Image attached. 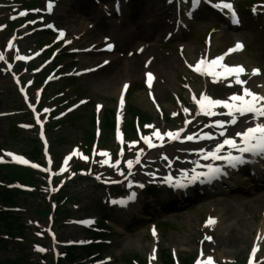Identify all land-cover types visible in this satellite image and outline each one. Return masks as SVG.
Returning a JSON list of instances; mask_svg holds the SVG:
<instances>
[{
    "label": "rangeland",
    "instance_id": "obj_1",
    "mask_svg": "<svg viewBox=\"0 0 264 264\" xmlns=\"http://www.w3.org/2000/svg\"><path fill=\"white\" fill-rule=\"evenodd\" d=\"M162 1L164 2H161L162 5L166 6L161 11L164 12L161 20L164 30L162 29L156 34V39L158 41L160 40V42L154 46L153 52L151 50L147 52L146 46L152 44L149 40L148 42L142 40L129 41L134 32L129 24L122 23L121 20L116 21L107 18L100 10H95L97 14H94L96 17L93 19L83 21L80 25H76V27H74L76 28L74 33L77 34L75 37H78L79 40L74 37L72 38L80 48L84 49L96 43L101 46L104 41L103 39L106 38L114 41L118 50L108 56L104 54L96 55L94 51L95 54H91L86 58V61L90 62V66H98L105 60L111 61L109 66L97 74L84 77L74 84H68L66 86L67 89L62 88L63 85L52 87L45 100V108L56 107V99L51 93L62 89L65 98L60 100L61 103L66 100L74 103L80 98H89L92 103L102 102L104 105L105 119V116L110 114L109 112L115 108L117 89L122 80H124L122 73L120 74L118 71L120 64L131 61L132 58L135 57V49L143 45L144 53L140 55V75L134 79L132 77L129 78L127 82L131 89L127 104L133 109V113L139 115L146 113L151 115L153 122L151 126L164 129V132L167 133V128L169 126L160 121L156 122L155 112L142 87L144 81L142 76L143 63L147 58L152 59L149 69L157 77V83L153 91L155 99L165 116L169 117L172 113L177 114V119L174 121L173 125L179 126L184 119L183 116L186 115L188 111H181L182 107L175 102L174 96L178 95L182 101L184 97H186V93L182 86L183 83H190L193 89L197 91L204 87V84L201 83L199 79L187 73L184 61L190 65H195L203 56L208 54L206 51L207 49L204 48L203 37L207 30L212 27L217 28L218 31H216L211 38L212 47H210L209 52L211 54L218 53L225 42L230 43V36H233L231 42L235 38L242 39L246 45V51L241 56L235 57L234 61L231 63H243L245 65L248 63L249 66L247 65L248 67H246L248 69L250 66L260 67L263 72L262 77L251 80L249 87L264 96V20L259 22L262 27L260 29L253 25L251 18L250 21L249 19L247 20L245 16V22L241 27L242 30L231 32L232 35L229 36L225 33L228 31H224V26L218 27V24L221 22L217 19V16L201 13L200 18H196L195 22L190 26V33H184L180 41H171L167 44L165 41L162 42V40L164 35L171 31L170 22H173L171 17L173 16V9L166 5V0ZM4 4L6 5L7 3L4 2ZM3 7L2 0H0V10H2ZM76 10L77 9L74 11L75 13ZM8 15L9 14H6L3 22L0 21V45H4L6 39L10 35L15 36L12 31L8 29L7 25H5ZM2 17L3 14L0 12V19ZM102 22L104 26L107 27V30L100 36L94 37L95 34H92L94 29L92 30L91 28ZM149 22L150 19H145L140 22L141 25L139 29L145 32L149 31L146 25ZM81 35H83V37H81ZM35 38L36 37L27 39L29 41L24 40L16 46H18L17 48H19L22 53H26V48L23 47V45L31 42L27 48L33 49L32 42ZM48 41L49 39H46L45 43ZM84 60V56H79L73 60L76 63L75 68L77 70L85 67ZM61 62L65 67V71H68L71 60L61 59L60 63ZM86 67H88V65H86ZM161 67L163 68V73L161 72ZM157 70L161 73L158 74ZM21 75L25 76V78L30 77L27 73H21ZM14 80L13 75L7 70V67L0 65V114L15 113L22 108L19 97L15 93L17 87ZM254 81L258 82L257 86L253 85ZM208 91L216 97L225 96V92L221 89L209 88ZM35 102L38 101L35 100ZM34 104L33 102V105ZM91 112L92 106L90 104L84 108H79L77 113L71 116L67 122L49 131L52 141L55 143L54 152L56 155L65 152L73 144L81 143L80 129H87L91 132ZM4 117H7V115ZM4 117L0 116V149L5 148L21 153L28 151L32 147L26 139L29 137V133L16 131L13 137L8 138L10 136L8 132L10 126L7 124V120H5ZM9 118H12L10 121H13V124L21 123L22 121L19 117L16 118L14 114ZM126 119L129 120L128 115ZM51 122L52 121H50V124ZM104 144V147L110 148L113 142L109 140ZM180 150L182 151V149ZM164 151L165 150H156L155 152L157 153L153 156V159L160 157L162 155L161 152ZM165 153L168 157H173L174 161H176V158L179 156L177 150L174 148L168 149ZM153 162L157 161H152L151 163ZM97 165L98 164L95 166ZM17 170L22 171L20 169ZM134 170L140 174L142 172V169L137 165L134 166ZM0 174H3V172H0ZM118 176L119 175H116L115 177ZM145 177L148 178L145 179V184L151 183L149 175ZM93 186V183L89 180H76V183L70 185L65 191V197H67L68 200L65 198L62 204L64 202L68 204V201L77 204L74 211L69 213L71 216H77L78 218L92 217L95 219L93 221L94 223L99 222L103 217V221L99 222L100 225L104 228H109V235L107 236L109 242L103 248L102 253L105 264H129L127 261H124V259L137 256L138 261H141L150 259L153 255V261L151 260L152 264H159L157 260L158 249L159 251L168 249L172 254L175 256L177 255L179 259H198L205 255L212 260L207 262H213L214 264H246L247 255L254 245H256V239L260 231L262 232V241L258 247L256 264H259L264 259V190L256 193L250 191V193L231 194L229 193V189L226 188L224 191L225 193L220 196L206 198L200 202L191 203L184 209L172 210L166 213H160L162 208L156 203L157 198L154 202L149 201L150 196L154 193V190H151V192L146 193L143 200L140 199L141 208L144 207L143 213L141 214V221L143 223H141L135 218L125 217L126 215L107 213L101 216L100 211L103 208V201L105 199H110L111 195L109 192L95 189ZM242 186L244 185L242 184ZM252 188L254 189L253 186ZM18 197L19 200L17 205L21 208L19 213L21 220L18 223L26 224L29 227V233L24 235V241H20L17 239L18 236L16 231L12 232V238L7 239V231L5 229L1 230L0 239H7V245L0 249V261L21 257L23 255L21 251L30 254V260L35 261L36 255L34 254L40 249L35 243H42L41 238H39L40 242L37 241L35 239V234L32 232V227L37 230L36 226L38 225L30 222V220L38 219L42 221L41 224L46 225V222L43 221L44 217L37 214L43 211L45 206H40L36 199H29L24 195H19ZM199 199H201V197H199ZM67 207L71 208L72 205L69 204ZM76 209L78 210L75 211ZM104 209H107V207H104ZM137 210L140 211L139 208ZM115 218H119V220H114ZM216 218L218 220L217 224L214 223ZM161 222H165L168 228L161 229ZM155 224L158 230L153 232V225ZM54 227H56V229H54V237L49 246L50 250H55L57 247L59 248L71 243L83 245L87 239L92 237V235H83V229L79 226V223L68 225V223L63 224L61 222ZM223 231L224 233H222ZM74 255L80 258L83 255V251L77 250ZM85 262L86 264H91L90 259H86Z\"/></svg>",
    "mask_w": 264,
    "mask_h": 264
},
{
    "label": "bare ground",
    "instance_id": "obj_2",
    "mask_svg": "<svg viewBox=\"0 0 264 264\" xmlns=\"http://www.w3.org/2000/svg\"><path fill=\"white\" fill-rule=\"evenodd\" d=\"M69 2H70V0H62V5L58 11V15H57L56 19H57L58 23L63 28L68 30V32L70 34H75L74 32H75L76 28H74V27H76V25H79L80 18L78 19L75 16L71 15L72 13L70 10ZM159 6H160V2H156V1L152 2L151 4L148 3L145 5H142L138 14H136V16L132 19V21L129 24V26L132 27V29L134 30V32L132 33V35L130 37L131 39H129V41L132 42V41L142 40V41L148 42V40H149V42H151L152 44H149V46L147 48V52H150V50L151 51L153 50L154 46L156 45V36H157L156 34L164 28V26L161 22L163 14H162V12L158 11ZM83 14L85 15L84 20H90V18L92 16V12H91L89 6H86L83 8L82 15ZM145 19H150V22L146 24L148 27L147 29L149 30L147 32L139 29V26L141 25L140 22L144 21ZM106 30H107V27H105L103 22H102V23L95 25V28H94L92 34H95L94 37H97V36H100ZM140 46H143V45H140ZM138 47L136 48V50L138 49ZM152 52H151V54H152ZM140 59H141V57H134V58H132L131 61H128V63L125 62L124 64H120L118 71L120 72V74L122 73L124 80H122L121 84L119 85V87L117 89V95H119V92L121 90L122 85H124V83L128 82L129 78L132 77L134 79L140 75ZM244 61H247V60H244ZM85 64L88 65V67H86V68L92 67V66H90V62H88V61H86ZM162 71H163V68L161 67V72ZM161 72L158 71V74ZM255 83H258V82L255 81ZM244 135H247V139L249 137L253 138L252 136H254V135H251L250 133L249 134L245 133ZM243 136L239 137L238 139H236L232 143H230L229 147L231 148V147H234L235 145H237L240 140H243ZM249 140H251V139H249ZM222 233H224V231Z\"/></svg>",
    "mask_w": 264,
    "mask_h": 264
},
{
    "label": "trees",
    "instance_id": "obj_3",
    "mask_svg": "<svg viewBox=\"0 0 264 264\" xmlns=\"http://www.w3.org/2000/svg\"><path fill=\"white\" fill-rule=\"evenodd\" d=\"M132 115H135V114H132ZM109 127L112 129V121H111L110 117H108L106 119V127L105 128H109ZM33 153H38V149H33ZM4 179L8 180L9 182L14 181V180H21V181H26L27 183H31L33 181L32 179H30L29 175H27L25 172L14 171V170H11V173L9 175L5 176ZM13 198H14V195L11 192L0 193V203H2L4 205L14 206L15 203L12 202ZM2 228H5L8 232H12L13 229L20 230V233L23 232L22 225L18 224V221L15 220L11 214L0 213V230ZM4 244H5V242L0 241V247L3 246ZM93 248H96V247H93ZM85 253H87V255H89V253L86 250H85ZM70 256H71V254H70ZM45 261L46 260H44V262ZM160 262H161V264H173L171 256L169 255V253L167 251L161 252ZM0 264H32V263H30L26 257V258H19V259H15V260H6L3 262H0ZM46 264H53L52 259L49 258L48 262L46 261ZM58 264H62L61 261Z\"/></svg>",
    "mask_w": 264,
    "mask_h": 264
}]
</instances>
